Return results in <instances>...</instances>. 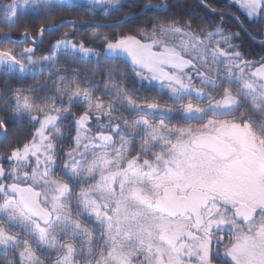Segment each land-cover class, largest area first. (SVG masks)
Masks as SVG:
<instances>
[{"label":"snow or ice","instance_id":"obj_1","mask_svg":"<svg viewBox=\"0 0 264 264\" xmlns=\"http://www.w3.org/2000/svg\"><path fill=\"white\" fill-rule=\"evenodd\" d=\"M120 7L0 0V264H264V0Z\"/></svg>","mask_w":264,"mask_h":264},{"label":"trees","instance_id":"obj_2","mask_svg":"<svg viewBox=\"0 0 264 264\" xmlns=\"http://www.w3.org/2000/svg\"><path fill=\"white\" fill-rule=\"evenodd\" d=\"M160 0H150L152 4H158ZM146 0H121V7L118 12L115 14H110L108 17H104L102 15H95V16H88L86 13L88 9L86 8H79L73 9L69 12L63 13V17H71L78 18L79 21H91L95 23H114L120 21L123 17L131 14L139 13L143 8ZM166 4L169 8L170 15L182 17L186 14L187 9L193 8L196 6L195 0H165ZM156 14L149 12L145 14V12L134 18L126 20L121 25L115 27H108V28H101L99 31L106 33V34H114L121 31L128 32L129 30L135 31L138 29L144 28L146 25L149 24L150 19L153 18ZM89 28V29H87ZM94 27L89 26H79L76 28V35L79 38L83 37L86 41H88V37L90 36L92 31H95ZM99 42H97L98 44ZM82 74L90 75V69L84 68L82 69ZM99 78V77H97ZM32 81L29 79L25 82L26 86L32 85ZM2 83H0V87H2ZM26 135V129L23 126H18L16 132L9 137V139L13 142L16 140H22L23 137ZM15 140V141H14ZM7 143L6 141H0V149L4 147V144Z\"/></svg>","mask_w":264,"mask_h":264},{"label":"flooded vegetation","instance_id":"obj_3","mask_svg":"<svg viewBox=\"0 0 264 264\" xmlns=\"http://www.w3.org/2000/svg\"><path fill=\"white\" fill-rule=\"evenodd\" d=\"M195 1H196V4H198L199 0H195ZM215 2L218 4H224L227 2V0H215ZM159 3H161V0L159 1ZM196 6H194L192 9L191 8L187 9L186 13H190L193 15L198 14V9ZM61 19L69 20V21H79L78 18H74L73 16L64 18L63 14H56L55 22L59 23ZM42 21H43V16H36V17H29L28 20L24 21V23H32V24L39 26V24ZM85 22H91V21H85ZM89 25H92V24H85V25L75 24V27L78 28L79 26H89ZM72 27H73V25L69 24L68 27L62 29L61 32L52 33L51 36H46L45 37V43H44L43 47L47 48L50 41H52L56 37L60 36L63 31H68ZM87 29H89V28H87ZM18 38H19V33L14 34L13 39H18ZM70 39H79V37H78V35H75L74 37H70ZM257 39H259V38H257ZM18 48H19V46H18ZM244 49L247 52V54L249 55V57L252 59H259L260 55H264V52H262L260 50L259 45L255 42L244 41ZM37 52L39 54L40 50L38 49ZM141 94L143 95L144 93H141Z\"/></svg>","mask_w":264,"mask_h":264},{"label":"water","instance_id":"obj_4","mask_svg":"<svg viewBox=\"0 0 264 264\" xmlns=\"http://www.w3.org/2000/svg\"><path fill=\"white\" fill-rule=\"evenodd\" d=\"M161 2L165 3V0H161ZM144 13V8L137 14H131V15H127L125 17H123L120 21L118 22H114V23H95V22H85V21H75L76 24L78 25H85V24H92V25H96V24H103V25H115V26H118V25H121L124 23V21L128 20V19H131V18H134L136 16H140Z\"/></svg>","mask_w":264,"mask_h":264},{"label":"rangeland","instance_id":"obj_5","mask_svg":"<svg viewBox=\"0 0 264 264\" xmlns=\"http://www.w3.org/2000/svg\"><path fill=\"white\" fill-rule=\"evenodd\" d=\"M79 3H86V0H78Z\"/></svg>","mask_w":264,"mask_h":264}]
</instances>
